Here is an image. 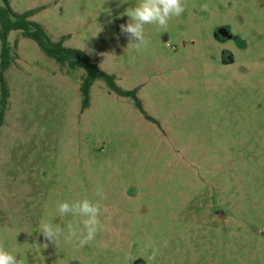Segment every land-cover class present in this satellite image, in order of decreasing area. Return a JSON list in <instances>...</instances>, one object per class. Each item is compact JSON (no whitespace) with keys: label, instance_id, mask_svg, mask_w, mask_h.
I'll return each mask as SVG.
<instances>
[{"label":"rangeland","instance_id":"obj_1","mask_svg":"<svg viewBox=\"0 0 264 264\" xmlns=\"http://www.w3.org/2000/svg\"><path fill=\"white\" fill-rule=\"evenodd\" d=\"M8 1L137 89L142 111L100 80L82 111L84 71L10 32L0 244L24 264H264V0H183L166 31L146 26L139 50L119 28L136 0ZM85 197L106 228L83 248L47 242L42 222L66 232L74 219L57 203Z\"/></svg>","mask_w":264,"mask_h":264},{"label":"clouds","instance_id":"obj_2","mask_svg":"<svg viewBox=\"0 0 264 264\" xmlns=\"http://www.w3.org/2000/svg\"><path fill=\"white\" fill-rule=\"evenodd\" d=\"M201 11H207L208 5L200 6ZM185 11L183 0H136L135 6L126 9L128 17L126 23L120 24V32L128 41V48L141 49L148 46L145 36V28L155 25L159 30L166 31L169 21L174 17H180ZM97 195L102 196L103 190L97 189ZM56 214L59 217L71 216L73 222L66 225L67 231L59 224L42 222L39 232L43 238L54 245H58L63 237L65 243H75L80 248L91 244L99 232L106 228L100 217L102 205L99 201L93 202L88 198L73 201H59L56 206ZM31 234V233H29ZM46 243L44 247H47ZM167 247V240L163 241ZM146 251L150 253V259L155 260L159 248L155 242L148 240L144 244ZM0 264H24L17 254L0 244Z\"/></svg>","mask_w":264,"mask_h":264},{"label":"trees","instance_id":"obj_3","mask_svg":"<svg viewBox=\"0 0 264 264\" xmlns=\"http://www.w3.org/2000/svg\"><path fill=\"white\" fill-rule=\"evenodd\" d=\"M2 2L3 7H0V126L3 122L6 102L9 97L3 76V73L11 65L8 35L14 31L19 32L23 38L32 40L46 57L52 59L59 66H66L70 70L81 69L84 71L79 87L82 111L89 107L90 89L93 83L98 80L104 82L115 95L130 98L135 108L142 111L141 103L136 95L137 89L122 90L116 84L115 76L100 70L96 61L91 60L83 51L63 46L62 39L57 42L51 41L45 29L37 22L30 20L38 12L37 9L18 13L13 10L8 0H2Z\"/></svg>","mask_w":264,"mask_h":264},{"label":"water","instance_id":"obj_4","mask_svg":"<svg viewBox=\"0 0 264 264\" xmlns=\"http://www.w3.org/2000/svg\"><path fill=\"white\" fill-rule=\"evenodd\" d=\"M216 34H217V36H219L222 40H223V39H230V38H231V35H230L228 29H226V28H224V27H221V28L217 29Z\"/></svg>","mask_w":264,"mask_h":264}]
</instances>
